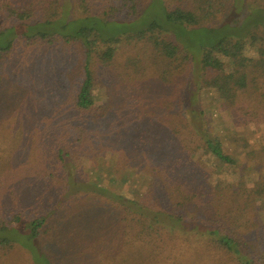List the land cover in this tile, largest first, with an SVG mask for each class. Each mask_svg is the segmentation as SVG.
<instances>
[{
    "label": "rangeland",
    "instance_id": "obj_1",
    "mask_svg": "<svg viewBox=\"0 0 264 264\" xmlns=\"http://www.w3.org/2000/svg\"><path fill=\"white\" fill-rule=\"evenodd\" d=\"M60 2L65 4L60 26L85 17L77 10L78 0ZM147 3L150 11L140 22L101 23L105 36L119 35L121 39L115 45L118 51L113 62L107 64L95 57L97 105L93 116L83 118L74 103L85 74L83 41L63 38L72 31L59 26L62 37L54 33L47 40L34 36L48 29L35 25L51 19L45 12L51 14L53 0H0V47L14 40L11 52L0 53V238L13 241L10 247L0 243V264H234L228 255L220 257L197 244L201 227L196 224L198 228L194 229L188 220L176 227L175 222L162 216L167 226L162 239L151 244V236L139 238L137 233L142 228L117 212L113 201L87 193L94 189L93 182L81 179L70 163L66 166L73 178L72 196L66 193L61 198L57 182L40 181V175L54 171L59 150L79 140L74 137L86 124L80 139L85 152L79 160L83 169L92 168L88 171L97 186L108 183L109 174L103 172L107 165L116 171L141 172L148 178L160 175V170L145 159L146 144L142 142L154 141L158 134L163 139L169 137L171 124L189 120L214 134L225 135L227 147L237 149L242 166L231 173L238 181L252 177L263 180L264 123H253L251 118L232 119L230 112L226 120L221 116L217 101L223 99L224 91L216 82L206 86L200 54L189 46L213 43V39H206L197 30L182 35L180 41L195 54L196 61L185 69L172 68L170 76L150 36L142 39L135 33L148 21H162V5L152 8L154 3ZM258 3L263 6L264 0H232L226 14L211 27L232 24L235 18L243 23ZM22 13L28 15L25 22L17 16ZM257 18L264 19V13H258ZM228 30L236 32L235 28ZM26 34L33 38L27 39ZM158 34L156 30L152 35ZM175 34L170 33V37L177 41ZM255 53L250 49L247 55L251 58ZM181 59L175 64L180 65ZM162 73L167 74L168 81L162 79ZM186 97L189 102L180 105V114H176L172 109ZM200 163L209 171H218L214 162ZM85 174L88 176L87 171ZM227 177L217 175L211 186H225ZM118 179L125 181L126 177L120 174ZM136 201L146 214L155 216L145 209L152 204L149 196L146 201ZM40 215L46 223L39 230V238L28 241L29 226ZM17 216L22 218L19 223L14 222L9 231L3 229ZM256 218L264 224V211Z\"/></svg>",
    "mask_w": 264,
    "mask_h": 264
},
{
    "label": "trees",
    "instance_id": "obj_2",
    "mask_svg": "<svg viewBox=\"0 0 264 264\" xmlns=\"http://www.w3.org/2000/svg\"><path fill=\"white\" fill-rule=\"evenodd\" d=\"M53 1L55 7L51 14L45 12L51 19L35 25L48 29L34 36L47 40L54 33L62 37L58 31L59 26L63 31H72L63 38L83 41L86 47L85 74L74 96V103L80 117L89 118L94 115L97 105L95 57H100L107 64L113 62L118 51L115 45L121 39L119 35L105 36L102 24L140 22L150 11L146 8L148 0H78L77 10L85 17L71 21V25L62 26L60 17L65 13V4L60 0ZM157 1L150 0V4L154 3L152 8L158 3L162 5V21L155 19L145 24L142 22L144 26L135 33L142 39L150 36L162 65L168 68V74L171 76L172 68L185 69L192 61H196L195 54L183 45L180 37L196 32L194 30L201 32L206 39H213V43L203 42L198 47L191 43L189 46L200 54L201 77L206 80V86L216 82L217 87L224 91L223 99L217 101V111L225 120L230 112L232 119L251 118L253 123H264V19L257 18L258 13H264V5L258 3L253 14L243 23L235 18L232 24L213 28L212 23L226 14L232 0ZM17 16L22 22L28 18L25 13ZM229 28H235L236 32L230 33ZM188 29L192 31L187 32ZM156 30L159 34L152 35ZM172 32L177 33V41L170 37ZM24 36L27 39L33 38L28 34ZM13 43L14 40H9L5 46L0 47V53L11 52ZM49 44L53 42L49 40ZM250 49L256 52L255 57L247 55ZM178 58H182L180 65L175 64ZM162 79L168 81L167 74L162 73ZM187 102L189 99L186 97L172 110L179 115L180 105L185 106ZM205 114L206 110L201 113L202 116ZM189 121L171 124L168 130H173L169 137L163 139L158 134L154 141L142 142L146 144V153L143 151L145 159L160 170V175L148 178L141 172L116 171L115 167L107 165L103 172L109 174L108 183L102 187L97 186L88 171L92 168L83 169L79 160V155L85 152L84 143L80 139L84 137L83 129L88 126L86 124L80 129L79 136L74 137L79 140L72 143L71 147L59 150L54 171L40 175V181L57 182L61 198L66 193L72 196L74 192L70 193V185L73 178L66 166L70 163L81 179L93 182L94 189L87 193L113 201L117 212L127 219H133L142 228L137 233L139 238L149 235L151 244L162 239L167 230L162 216L175 222L176 227L188 220L187 223L194 229L198 228L197 225L201 227L202 237L197 244L203 245L206 251L218 253L220 257L228 255L234 264H264V224L256 218L258 212L264 211V174L262 181L253 177L247 181H238L231 173V170L242 166L237 149L227 147L229 144L225 135L214 134L201 124L197 126ZM199 161L214 162L218 171L207 170L199 165ZM258 167L262 173V165L258 164ZM120 174L126 177L125 181L118 179ZM217 175H228L229 180L227 177L225 186H211V180ZM147 196L152 199V204L145 209L151 210L155 216L146 214L136 201L137 198L146 201ZM21 220V216H17L3 229L9 231V227H14V222L19 223ZM45 223V217L40 215L30 224L28 241L39 238V230ZM0 243L10 247L13 241L4 237L0 238Z\"/></svg>",
    "mask_w": 264,
    "mask_h": 264
}]
</instances>
